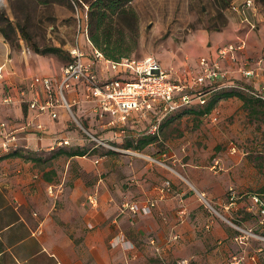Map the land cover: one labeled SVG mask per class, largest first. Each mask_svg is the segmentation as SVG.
Masks as SVG:
<instances>
[{
	"label": "rangeland",
	"instance_id": "1",
	"mask_svg": "<svg viewBox=\"0 0 264 264\" xmlns=\"http://www.w3.org/2000/svg\"><path fill=\"white\" fill-rule=\"evenodd\" d=\"M90 1L0 0L1 25L9 35L4 37L0 31V57L6 49L28 60H46L54 72L58 71L69 60L68 50L84 44L81 17L85 6L89 9ZM243 1L134 0L129 6L138 17V37L136 43L126 39L122 49L131 50L128 58L154 57L167 70L177 74L186 71L194 76L201 56L231 43L243 29L231 35L227 33L233 24L240 25L234 8ZM254 1L257 13L264 16V0ZM7 22L11 27L7 28ZM114 25L123 26L117 20ZM36 48H57L59 52L41 55L36 53ZM263 55L264 50L261 53L248 50L244 62H256ZM234 77V86L248 88L250 93L225 84L207 97L205 105L194 106L165 124L156 137L147 135L150 120H140L138 128H128L123 137L115 136L104 127L108 120L79 119L92 137L70 122V131L74 133L68 137L75 140L60 151L85 152V156L69 158L59 154L58 149L43 148L38 152L24 151L22 158H7L0 162V193L18 186L19 179L13 177L22 173L8 172L19 164L32 163L36 167L32 170L44 173L53 187L44 194L29 197L27 212L32 217L50 214L52 222L68 233L73 220L84 222L88 209L82 204L88 195H95L99 203L98 215L93 218L96 226L92 230L86 226L88 231L103 227L113 232L119 228L124 234L127 231L136 237L135 225L147 226L159 221L172 227L201 224L205 231L212 227L227 231L228 238L199 251L198 255H202L199 261L194 258L167 261L156 250L145 256L147 264H182L183 261L186 264H234L236 261L264 264V225L254 204V197L264 203V100L260 98L264 97V91H258L259 88L239 74ZM231 92L251 102L245 105L239 97L223 96ZM213 101L216 103L212 112L201 114ZM145 139H150V144L140 150L131 149ZM231 145L236 146V153L231 152ZM95 160L100 162L95 164ZM189 172L199 176L198 185L189 181ZM174 180L179 182L178 186L173 184ZM157 187L164 194L179 188L182 193L186 191L183 199L187 195L192 200L187 204L179 202L173 209L174 213L185 209L186 215L176 213L169 220L161 216L158 220L157 194L153 192ZM231 192L235 194L234 200ZM200 194H204L206 201ZM147 200L157 203L152 215L121 213L123 203ZM173 236V241L180 240L176 232ZM175 237L178 238L175 240ZM135 251V246L126 251L131 260H135Z\"/></svg>",
	"mask_w": 264,
	"mask_h": 264
},
{
	"label": "built area",
	"instance_id": "2",
	"mask_svg": "<svg viewBox=\"0 0 264 264\" xmlns=\"http://www.w3.org/2000/svg\"><path fill=\"white\" fill-rule=\"evenodd\" d=\"M234 10L243 15V23L248 24L251 30L255 28L246 16L247 11H257L254 0H246ZM87 13L88 7L85 6L81 17L84 44H77L68 50L70 61L61 67L60 74L54 77L33 76L20 91L22 104L27 106L31 115L20 130L45 135L48 127L37 121L48 117L56 122L59 111L64 110L78 130H84L92 137L75 115L74 111L77 109L92 120H108L104 127L110 128L117 137L125 136L130 123L134 125L140 120H150L147 135L156 137L167 119L183 110L205 105L207 97L225 84L250 93L248 88L234 86L233 78L236 74L246 80L262 76L258 91H264V57L258 59L254 67L242 60L247 49L246 36L218 48L214 55L200 57L196 75L192 76L186 71L177 74L165 69L154 57L140 60L123 58L120 61L107 59L89 40ZM6 67V64L0 67V80L4 78ZM69 94L73 95V100L69 99ZM260 98L264 100V97ZM12 103L13 97L5 95L0 107ZM7 128L6 124L0 123V157L19 150L16 132ZM67 146H71V141L63 138L57 140L56 146L51 150ZM236 149L235 145H231L232 153H236ZM123 152L131 153L125 150ZM99 162L94 161L95 164ZM200 195L206 201L204 194ZM230 196L234 200L233 192ZM98 204L95 195L89 196L85 203L92 213H95ZM156 204L152 200L126 202L122 204L121 213L150 216ZM254 204L258 208L261 224L264 225V203L259 197H254ZM180 215H186V210H181ZM109 245L112 249L122 248L125 251L133 248L123 233L112 237ZM182 264H186V261ZM234 264H240V261Z\"/></svg>",
	"mask_w": 264,
	"mask_h": 264
},
{
	"label": "crops",
	"instance_id": "3",
	"mask_svg": "<svg viewBox=\"0 0 264 264\" xmlns=\"http://www.w3.org/2000/svg\"><path fill=\"white\" fill-rule=\"evenodd\" d=\"M237 14L240 18V25L233 24L231 28L227 29V33L231 35V33H235V30L243 29L235 35L231 43H235L241 36H246L247 49L245 54L247 55L248 50H250V53H261L264 50V16L258 14L257 11H247L246 16L255 26L251 30L248 24L243 23V15L239 12ZM218 48L203 56L214 55ZM244 55H242L243 61ZM262 57L264 55L260 58ZM4 64L7 67L4 71V78L0 80V102L5 95H11L13 103L0 107V123L6 124L9 131L16 132L18 149L27 152H38V150L46 148L52 151L51 149L56 146L59 139L66 138L73 142L75 139L68 137L74 133L70 131L71 126L69 124L71 120L64 110L59 111V119L56 122H52L48 117H43L37 121L48 127L45 135L20 130L25 120L31 117L27 106L22 104L20 91L26 87L33 76H58L61 68L54 72L50 63L46 60L39 58L33 61L28 60L20 57L16 52L7 51L6 49L5 53L1 54L0 67ZM251 64L252 67L255 66V62ZM246 82L259 88L262 84V76L253 80H246ZM68 97L71 100L74 98L72 94H69ZM75 111L74 113L78 118L88 119L79 110L75 109ZM138 126L137 123L134 125L130 123L128 128L135 130ZM6 163L4 162V164ZM8 166H10L9 163ZM33 168L36 169L32 163H24L8 172L9 174H15L18 171L22 173L13 177L19 179L18 186L15 189L10 186L11 190L8 189V191H1L0 193V264H147L145 256L154 254L156 250H160L159 256L167 261L172 258H180L179 260L194 258V260L199 261L202 256L198 255L199 251H205V248L210 246L209 244L221 243L228 238L227 231H224L221 227H212L210 231H205L201 224L199 226L183 224L172 227L161 221L147 226L141 223L135 225L136 237H131V233L127 231L124 234L123 230L120 231L119 228L114 229L113 232L103 227H98L96 231H88L86 226L89 230L94 229L89 227L96 226L93 218L98 215V210L92 213L90 207L86 206L87 204L85 205L88 197L93 195H88L85 203L82 204L83 207L88 209L86 211L83 209L85 211L84 222L79 223L81 219L73 220L72 225H69L71 233H68L63 227L52 222L50 214H42L40 217L34 214V217H32L27 212L29 197L33 198V195L35 197L38 194H44L47 189L51 190V187H53L51 179L47 181L44 173L39 174L37 170H32ZM187 176L194 186L199 184L197 174L189 172ZM173 184L178 186L179 182L174 180ZM160 189L161 187L153 189V192L157 194L158 212L156 217L158 220L160 216L169 220L176 213H180V211L173 212L179 202L187 204L192 200V197L187 195H185L184 200L183 196L186 191L182 193L180 188L173 193L166 192L165 194ZM79 196H81L80 193H78ZM14 201L17 202L16 206L13 205ZM75 205L77 206V204ZM110 232L113 233L111 238L119 232L126 235L125 237L131 245L133 244L136 248L134 252L136 262L131 260L129 252L124 251L122 248L111 249L109 247V249L105 246L110 237ZM174 232L180 235L179 241H173Z\"/></svg>",
	"mask_w": 264,
	"mask_h": 264
},
{
	"label": "trees",
	"instance_id": "4",
	"mask_svg": "<svg viewBox=\"0 0 264 264\" xmlns=\"http://www.w3.org/2000/svg\"><path fill=\"white\" fill-rule=\"evenodd\" d=\"M134 0H91L89 3L88 9V36L92 45L100 50L104 56L112 61H120L123 58H128V55L131 53L130 49L123 50V44L126 39H129V42L136 43V38L138 37V17L136 12L129 6L131 2ZM115 20L120 21L123 26L114 25ZM3 19L0 18V31L4 37H9L7 30L4 26H2ZM7 28L11 27L10 23H5ZM36 53L45 55V54H55L59 52L57 48H49L40 50L36 48ZM68 62L70 61V55L68 53ZM225 98L239 97L246 104L251 101L246 99L245 97L235 93H226L223 94ZM216 101L212 102L206 109H204L201 114L211 113L214 109ZM190 109H186L173 116L170 119H167L161 128L164 127L165 124L170 122L171 120L177 118L184 112H187ZM141 122V121H140ZM150 139H145V141L141 142L135 148H131L134 150H140L144 148L146 145L150 144ZM128 148V149H130ZM63 148L58 149V152ZM127 149V150H128ZM24 151L16 150L8 155L0 157V162L7 158H22L24 157ZM59 154L65 155L69 158H77L84 157L85 152H67L60 151ZM46 180L49 181L50 178L44 175Z\"/></svg>",
	"mask_w": 264,
	"mask_h": 264
}]
</instances>
